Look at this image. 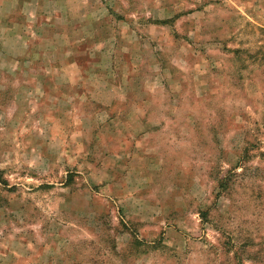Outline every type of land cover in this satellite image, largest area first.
<instances>
[{
  "label": "rangeland",
  "instance_id": "obj_1",
  "mask_svg": "<svg viewBox=\"0 0 264 264\" xmlns=\"http://www.w3.org/2000/svg\"><path fill=\"white\" fill-rule=\"evenodd\" d=\"M0 264H264V0H0Z\"/></svg>",
  "mask_w": 264,
  "mask_h": 264
}]
</instances>
